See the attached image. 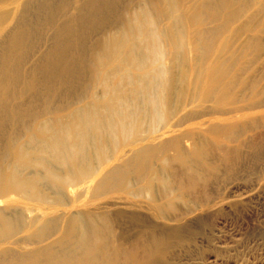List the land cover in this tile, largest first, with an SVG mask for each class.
<instances>
[{
  "label": "bare ground",
  "instance_id": "obj_1",
  "mask_svg": "<svg viewBox=\"0 0 264 264\" xmlns=\"http://www.w3.org/2000/svg\"><path fill=\"white\" fill-rule=\"evenodd\" d=\"M121 1L124 4L127 0H26L23 5L21 4V0L20 5L23 8H20L21 6L19 5L20 7L18 8L20 10L16 8V10H12L13 13H9L7 12L9 9L4 11L5 5L2 0L3 8H0V20L3 21L6 13H8L6 14L7 17L11 15L13 19L16 20L18 18L17 20H19L20 18V20L19 22L17 21L16 26H13V31L9 32L13 40H9L7 43L4 41L0 43V157L3 156L9 159L7 156L9 150L10 153L11 150L16 151L13 154L14 156L15 154H19L18 150L24 151L23 148L24 146L26 147L25 143L24 146L23 144L19 145V147H23L22 149L20 147L18 150L15 149L16 144L18 141L21 142V137L24 136L25 139L26 133L30 132L29 134L27 133L30 135L29 139L32 142H36L35 144L39 150L37 149L38 152L36 151V153L34 151L35 148L32 149L36 154L31 158L33 160L28 161V164L38 165V163H45L50 168L51 159L61 165H67V161L69 160L73 161V163L71 162L72 167L71 165L67 167L69 175L71 173L72 176L75 174L77 166L80 168L78 173L81 172L83 174V176L80 174V177L87 176L90 184L88 186L84 183V191H94L96 192L95 195H101L102 191L106 193L103 190L104 186L107 182H110V187L114 189L112 193H116V195L113 196L114 200L108 201L107 199V202L103 201L106 205L103 204L104 207H101L102 210L104 209L103 219L106 225L104 226L106 233L104 234L103 251L99 254L96 248V239L100 240L101 238L97 237L93 239L91 243L92 256L86 263H82L81 259H77L74 251L67 252L64 257L58 255L62 253L63 249H68V244L73 242L72 238L69 237V239L67 238L62 243L64 246L68 243L67 247L63 248L64 246H60L63 248L59 249L60 253L57 252L58 248H55L58 247L57 240L56 242L43 245L44 247L42 248H39L40 246L38 247L37 245V248H35L37 249L36 256L33 254L35 249L31 248L32 250H30L29 245L31 243L28 245L29 247L25 245L26 243L23 244V246H26V249L29 248L31 253L34 251L31 257H28L31 254L29 250L28 253L30 254L26 253V249L19 245L22 243H19L18 246L23 250L20 248L12 250V247L6 246V248L0 245V264H165L167 253L172 248V245H168V241L166 240L168 239V234L172 235V239L179 238L182 241L185 239L187 241L191 239L189 234H192L197 224L200 226L199 224L204 218L200 217L197 220L186 221V217L190 216L198 207L193 206L191 208L190 205L195 204L189 203L188 211L176 218V221H185L181 227L161 226L150 222L141 214L137 218L141 223L143 222V233H137L135 227L124 229V225L130 224L134 220V216L129 209L135 204H127L130 200L129 195L118 189L119 178L127 173V165L129 163L138 161L145 168H148L151 165L150 153L152 151H159L161 154L166 152L165 145H148V143L158 140V137H155V131H149V134H147L148 138H143L141 137V133H136L132 121L135 120L137 115H143L154 123L157 121H167L165 127L169 128L164 129V132L161 133L163 139L165 135L171 136V131L168 129L175 126L171 122L170 116L177 115L178 110L192 109L196 106L195 102L199 98L202 100L208 99V105L203 110L214 113L216 108H225L228 104L232 111L244 108L256 109L264 107V98L256 101L251 107H245V103H243L249 97L260 95V93L264 95V84L263 86L261 85L264 81V0H145L144 4H150L148 9H144L146 6H143V8L139 7L142 3L141 1H143L140 0L141 3L138 1L139 5L137 7L142 9V12L140 11L142 14L140 16L137 15L138 17L134 16V14H132L134 17L129 16L131 12L128 10V7L125 9L126 6H122ZM128 1L130 2V0ZM16 2L19 3L18 1ZM139 8H136L137 10L134 11H139ZM33 9L35 10L32 14ZM131 11L133 10L131 9ZM34 12H37V14L35 15ZM135 14L138 13L135 12ZM8 18L10 19V17ZM5 21L8 20L5 19ZM0 23L2 22L0 21ZM7 23L9 22H6V25ZM5 28V24L2 23L0 26L1 38L5 34L3 33ZM190 41L193 42L191 43ZM111 43L113 47L112 52L109 51L110 49L108 50L107 46ZM191 45L193 46L192 50ZM187 49L188 51L186 52ZM89 51H93L94 53L96 51L97 57L99 56L103 61L104 59L106 61L109 60L110 62L107 64H111L110 66L115 68L114 75L117 76V79L110 80V76L106 71L107 64L102 63L98 59L102 63L100 64L97 58L95 59L96 54L95 56L93 55L96 62H99L101 66H106L104 67L105 69L103 68L104 70L102 69L106 73L104 75L102 71L100 72L99 69H96L98 65L96 68H92L90 72L93 70L92 74L94 73L96 77V74L100 77L102 73L104 80L101 82L104 86V92L107 94L109 92L112 93L114 102L110 103L109 101L99 100L101 98L96 94L97 91L94 90L93 97L91 96L93 99L91 98V100L85 102L73 112L71 110L69 115H64L68 117V120L66 124L62 123L61 125L57 111H61L62 103L65 104L64 101L71 99V96H75V94H78L75 99L80 96V98L78 97L79 100L77 99L78 101L87 99L86 94L88 90L84 92V85L90 84L87 83L89 81V69L85 66L86 59L89 58ZM185 52L186 56L184 55ZM31 53L33 54L31 55ZM30 55L33 57L28 61ZM168 58L170 60L169 66L165 62V59ZM90 60L93 61L92 58ZM92 61L89 62L88 60L87 62L92 66L94 64H92ZM27 62H31L29 68H27L29 66ZM91 66L89 67L91 68ZM94 66L96 65L94 64ZM168 69L172 70L171 77H169ZM91 76L93 77V75ZM99 77L95 78V80ZM122 80L125 81L126 85L121 83ZM166 81H169V84L164 89ZM125 86H130V94L127 97L124 96ZM89 88L90 91L92 88L91 86ZM94 89H96V85ZM81 97H85L86 99ZM72 99L73 101L75 100L74 98ZM96 102H102L104 105H99ZM163 103L168 106L167 111L163 110ZM75 104L77 106L79 103H73V105ZM67 105L69 109V104ZM131 106H135L137 110L129 109ZM70 107L73 106L70 105ZM42 110L48 112V114L50 112L52 114L49 120L46 119L47 122L46 120L43 121L44 125L42 121H40L41 123L39 122L41 125L39 126L40 129L37 128L39 130L37 133L42 132L40 130H43V132L44 130H48L50 133L49 135L44 134L39 137L35 133L37 126L33 125V120L42 116ZM70 116L72 119L69 121ZM248 116L250 117L251 115ZM216 119L217 117H213L209 122ZM173 120L177 121L176 118ZM251 122L249 126L255 127L257 122ZM36 123L38 124V122ZM244 124L241 122L235 128H230L228 133H238ZM223 125L226 124H213V126L218 127ZM200 127L201 125H197L189 130H195ZM51 130L53 131L52 133ZM106 135L109 138L111 137L112 144L116 141V146L118 147L119 144L121 146L119 145L120 147L117 149L115 145H112L113 148H116L117 154L116 156L114 154L115 158L110 164H99V160H101L100 162L104 159L109 160L108 158L112 160L111 157H113L111 155V157H108V153L111 150L110 145L107 147L110 139L106 141L108 142L107 145L102 140L103 136L105 138ZM181 137L182 133L173 136L172 145L180 155L182 162L185 160L183 151L177 149ZM132 141L133 145L130 146V142ZM36 145L34 146L36 147ZM196 149L201 154H207L209 147L202 143V140H197ZM32 150L31 152H33ZM113 150L115 151V149ZM21 151L18 155L19 157H21ZM227 152L229 153V151ZM110 153L113 155L112 151ZM19 157L16 159H20ZM6 158H3L2 161ZM25 158L27 160L28 157ZM188 160L194 161L192 157H188ZM126 161L127 163L123 164ZM43 164L41 165L42 168ZM14 165L8 166L15 167V172H19L17 175H21L20 165ZM52 165L54 166V164ZM17 166L20 170H16ZM29 166L28 168H30ZM193 166L196 176L190 179L191 184L188 185L187 189L190 191L196 188L194 184L200 182L207 183L211 178L205 175V166ZM69 167L72 170L75 169V171L70 170ZM53 168L51 167L49 170L53 171ZM61 168L59 169L61 170ZM4 169L7 170L8 167ZM4 169L1 171L0 168L1 173ZM22 169V173L28 170L27 168L24 169V167ZM70 171L72 172L70 173ZM11 172H14V170ZM1 173L0 178H3L4 184L2 183L0 186V207L4 201H11L8 195L12 193H10L11 190L14 192V189H12L13 185L8 184L10 182L4 180L3 174L5 172ZM9 174L12 176V173L9 172ZM59 174L55 175L57 176L55 177L56 179ZM26 175L28 176L29 174ZM39 175L41 176V173ZM39 175L35 174L36 177H32L34 174L29 176L38 180ZM52 175L54 176L51 172V177L48 176L53 179ZM27 176L25 179H27ZM45 176L48 177L47 174L43 177L41 176L42 182ZM67 176L66 178L68 179ZM17 178H15V181L20 180ZM63 179L61 180L68 181L64 177ZM5 181L7 182L5 183ZM35 181L33 182L35 183ZM37 182L40 183L39 180ZM55 182H53L54 186ZM49 183L45 182V184ZM16 184L17 191H19V188L24 187H20L21 184H19L20 186H18V183ZM28 184H25V189ZM67 184L65 183V187H68ZM63 188L60 189L59 187L60 190H63ZM30 189L29 191H31ZM22 190L20 189V192ZM26 190H24V193ZM28 194L30 193L28 192ZM33 195L35 194L31 196ZM82 195L80 194L81 198L86 196L85 194ZM28 196L30 195H27L28 199L36 197V195L32 198ZM10 197L12 196L10 195ZM39 198L41 199V197ZM39 198L33 200H40ZM132 202L134 203L133 200ZM152 207L158 208L160 206L158 203H153ZM5 208H8V204ZM169 208L171 207L169 206ZM5 212L3 214L0 212V223H4L1 224L3 227L9 222L10 217L12 218L11 215L8 218L9 213L7 212L6 216ZM17 214L20 213L18 212ZM67 216L71 218L70 215ZM41 219L38 217L36 221L39 222ZM34 220L32 219V221ZM120 220L118 228L122 231V235L117 237L118 243H116L114 240L115 227H113V223ZM31 222V227L36 224L35 221L34 224ZM41 222L43 223L44 221ZM41 222L37 224H42ZM52 222L56 224L54 220ZM76 224L77 226H81V219H77ZM28 230L31 231L32 229L28 228ZM47 233L46 235H48ZM257 234L264 238V231H258ZM40 237L43 238L42 236ZM40 237L39 239H41ZM39 239L38 241H40ZM23 240L26 241V239ZM69 240L71 241L70 243ZM81 248L83 250L84 247ZM53 250L55 251L53 252ZM82 250L81 253L84 252ZM41 252H44V255L38 257ZM56 258L57 260L55 261Z\"/></svg>",
  "mask_w": 264,
  "mask_h": 264
},
{
  "label": "rangeland",
  "instance_id": "obj_2",
  "mask_svg": "<svg viewBox=\"0 0 264 264\" xmlns=\"http://www.w3.org/2000/svg\"><path fill=\"white\" fill-rule=\"evenodd\" d=\"M16 1H18L19 3H17ZM16 1L15 0L14 1L13 0H6V1L3 0V4L5 5L4 11L9 9L7 12L10 13L12 12V10H16V8L20 7L21 0H16ZM25 1L26 0H22L21 4L23 5ZM127 1H125L124 4L122 1L121 2H122V6L123 7L126 6L125 9L128 7V10L131 12L129 16H132V14H134V16H137V15L140 16L142 14L141 13L142 9L140 8L141 7L143 8V6H146L144 7V9H148L150 6L149 3L144 4V2H146L145 0L141 1L142 3L140 2V0H130V2L129 1L127 2ZM138 1L139 3H141L139 6L140 8L137 7L139 5ZM125 3L130 4V9H129V4L126 5ZM13 4H16V5H13ZM0 5H1L0 8H3L2 0L0 2ZM20 8H23V7L21 6ZM20 8L18 9L20 10ZM136 8H139L138 9L139 11H134V10H137ZM131 9L134 12L131 11ZM34 10L35 9L32 10V14ZM135 12H137L138 14H135ZM34 14L36 15L37 12L36 13L34 12ZM5 15L3 19L4 22L0 20L6 26V28L4 29L5 31H3V33H5L2 36L3 38L0 37L1 38L0 43L1 42L3 43V41L7 43L9 42V40L10 41L13 40L10 33L13 31L12 29H14L13 26H16L17 21L19 22L20 20V18L19 20H17L18 18H16V20L13 19V16L11 15L8 16L10 17L9 19L7 15L6 16ZM5 19L8 21H5ZM6 22H9V23H7L6 25ZM2 23H0V26ZM6 35H7L8 40L6 38ZM190 42L192 43L193 41H190ZM107 46H108V50L110 49L109 51L113 50L112 43L110 45L108 44ZM192 49H193V46L191 45V50ZM187 51L188 49L186 50V52ZM0 52H1V49H0ZM186 52L184 54L185 56H186ZM93 53H94L93 51H89V55H88L89 58L86 59V63H85L86 68L89 69V75H88L89 81L87 83H90V84L84 85L85 86L84 92L85 90H88L86 94L87 99L85 98L86 97L85 96L81 98L86 99V100L78 101L80 96H78L79 98L77 97L78 99L77 100L75 99V97L78 94H75V96H71V97L75 99L74 101L77 100L76 102H74L72 98H71L72 100L67 99L66 101H64L65 104L62 103L63 106L61 105L62 106L61 111L60 110L57 111V116L60 117L61 125L62 123L63 124L67 123L68 117H65V116L69 115L71 110H72L71 112H73L78 107L82 106V104L91 100L95 91H97L96 94L99 95V98H101L99 100L109 101L110 103L114 102V97L112 93L109 92L107 94L104 92V86L101 81L104 80L102 78V73H104L105 75L106 71H107V74L110 76V80H116L117 76L114 75L115 68L111 67L110 66L111 64L109 65L107 64L110 62L109 60L106 61V59H104L103 61V59L101 60L99 56L97 57L96 51L94 54ZM32 54L33 53H31V55ZM31 55L28 61L32 59L31 57L33 56ZM93 55L95 56V59L97 58V61H99L98 59H100L101 62L104 64H107L106 66H108L109 68L107 67L106 71L103 72V70L105 69L104 67L106 66L105 65L101 66L100 64L102 63L100 61H99L100 64L99 62H96L95 59L93 58L94 57ZM90 58H92L93 61L90 60ZM88 60L89 62L92 61V64L94 63L96 66H94L93 64L92 65L93 67H92L91 64L87 62ZM165 62H167V66H169V63H170L169 58L165 59ZM27 63L29 65L27 66V68H29L31 65V62L30 63L27 62ZM97 65L98 67L101 66L102 68L101 67L98 68ZM89 66H91V68ZM92 68L99 69L100 72L102 71L100 77L98 76V74H96L97 77H99L98 79H96L98 81V84H97V81L95 80V78L97 77L95 76L94 73L92 74L93 70L92 72H90ZM168 73H169V77H171L172 70L168 69ZM91 75H93V77ZM90 76L92 79L90 78ZM91 80L93 81V83H91L92 82ZM121 83L123 85H126L124 80H122ZM93 84L96 85V89H94L95 85L93 87ZM168 84H169V81H166L164 84V89L168 87ZM263 84H264V81L262 82L261 85L263 86ZM90 86L92 88L91 89L92 91L91 90L89 91ZM102 93L105 95H103ZM129 94H130V86H125L124 96L127 97L129 96ZM263 98H264V95L260 93V95H256V96L245 99L243 103H245V107H251L252 105L256 103V101L262 100ZM70 101L73 103H77V104L79 103V104L76 106V104L73 105V103H71ZM96 103L102 106L104 105L102 102H96ZM67 104H69V109H68ZM195 104L196 106H194L192 109L187 108L184 111L178 110L177 115L170 116L171 122H173L175 126L173 128L168 129L171 131L170 132L171 136L165 135L163 139L161 137V133L164 132L163 131L164 129L169 128V127L167 128L165 127V124L167 123V121H162L164 123L158 122V121L154 123V122L149 121L148 118H145V116L143 115H137L135 120L132 121V125L135 126L136 133L137 134L141 133V137L143 138H148L147 134H149V131H155V137H158V140L156 142L148 143V145L149 146H157L160 144L165 145L166 152L164 154H161L159 151H152L150 153L151 165L148 168H145L138 161L129 163L127 165L128 166L127 173L119 178L117 187L119 190L129 195L130 200L129 202H127V204H135L132 208L129 209V211L134 216V220L132 222L128 221L131 223L124 225V229H127L129 227H135L137 233L139 234L143 233V228H144L143 222L141 223V221L137 218V216L138 215L141 216V214L144 215L146 219L149 220L150 222H153L161 226L165 225L169 227H181V225L185 221L183 222L176 221V218H178L184 212L188 211L189 203L195 204V205H190V206L191 208H193V206H198L197 209H195L194 212H192L190 216L186 217V221L197 220L200 217H203L204 218L202 220L203 222L202 221L201 223L198 222L200 223L199 224L200 226H198V224L196 225V227L200 229H197L195 227V229H193V232L195 233L193 232L192 234L190 233L191 235L189 234V236L191 239H188L187 241L186 239L182 241L179 238L172 239V235L168 234L169 236H168V239L166 240L168 241V245H172V248L167 253L165 264H239V263L264 264V238L263 236H259L257 234L258 231H264V143H263L264 142V107H259L256 109L244 108L242 110L239 109L236 111H232L229 108V104L228 105L225 104L226 105L225 108H216L215 113H214V112H209L207 110H203L208 105V99L202 100L199 98L195 102ZM70 105L73 107H70ZM162 108L164 111H167L168 106L165 103H163ZM129 109H132L134 111L137 110L135 106H131L129 107ZM46 111H49V110H46ZM46 111L45 112L44 110L41 111V115L42 116L45 115L44 117L40 116L39 114L40 118L34 119L35 121L33 120L34 122L33 125L37 126L35 130L39 128V126L41 125L39 124L40 121H42L44 125L45 123L43 121L46 119L49 120L52 113L50 112V114H48V112ZM248 115H251V116L249 117ZM213 117H217V119L209 122ZM174 118H176L177 121H174L173 120ZM71 119L72 117L70 116L69 121ZM251 121L257 122L255 127L249 126V124L252 123ZM35 122H38L39 125L37 123L36 125ZM241 122L245 124L242 128H240L238 133L236 134H232L230 132L228 133V130L230 128H235ZM216 123H222L226 125L219 126V127L213 126V124H216ZM197 125H201V127L195 130L194 129L189 130L190 128L195 127ZM38 131L39 130L37 129L35 133L39 137H41L44 134L49 135L50 133V131L48 130H44V132L43 130H40L42 132L37 133ZM52 132L53 131L51 130V133ZM27 133L29 134L30 132H27ZM27 133H26L25 139H24V136L21 137L20 139L21 142L18 141L15 149L18 150L20 149V147L22 149V147L26 144V147L24 146L23 150L24 151L27 150L29 152L18 150L19 154H20V151L23 153V154L21 153L20 155L21 157H19L18 156L19 154H15V156L13 155L14 153H16L15 150H11V153H12V157H11V153L9 150L8 151L9 154L7 155L9 159L3 156L0 157L1 161L3 158H6L2 161V164L0 161L1 171L4 168L7 169V167L9 169V171L8 169L7 170L4 169V171L2 173L0 171V173L3 174L5 172L3 174V177L5 178L4 180L9 181L10 183L8 184L13 185L12 189H14V192L13 190L10 191V193L12 192L10 195L14 197L12 198L10 197V195H8L11 201L10 202L4 201L5 203L3 202L0 207V209L3 212L6 211L5 212L6 216L9 213L8 218L10 217V215L13 218L12 219L10 217L9 222H7L4 227L3 225H1L4 223H0L1 225L0 226V230H1L0 231V245L1 247H6V246L10 248L12 247L11 249L13 250V249H19V248L22 249L23 247L26 249L25 245L28 246L31 243L29 245L30 250L32 249L34 250L35 248H37V245L38 247L40 246L39 248H42L44 247L43 245L45 244L47 245V243H52L54 241L56 242L57 240L58 247H55V248H58L57 252L60 253V250L63 248H66L68 244L67 243L65 246L62 245L64 240H66L67 238L69 239V237H71L73 242L69 240V243L71 242L72 244L71 243L68 244L69 245L68 249H63L61 253L62 255L61 254H58V255L64 257L67 252L74 251V254L77 255V259H81L83 261L82 263H86L87 260L91 258L92 256L91 243L93 239H96L97 237L101 238L100 240L96 239L97 240L96 248L98 249L99 254H101V252L103 251L104 234L106 233V231L104 230V226L106 225L103 219L104 209L102 210L101 207L103 208L104 205H106L105 202L103 201H106L107 199L108 201H111L113 199V196L116 195V193H112L114 189L113 187H110L111 185L110 182H107L105 184L103 190L106 193H103L102 191V194H104L103 196H101L102 194L95 195L96 192L94 191H90V192L84 191L85 190L84 183H86V185L88 186L90 185L88 181V177L87 176H84L82 178L80 177L81 175L83 176V174L81 172L78 173L80 171L79 170L80 168H78V166H77L78 170L77 168H76V171L75 169L72 170L71 164L73 163V161H70V160L67 161L68 162L67 165L66 164L61 165L55 162V160L51 159L50 162L51 161L52 162L51 164L50 163L49 164L51 165L52 168L56 166L53 168L55 171L54 170L50 171L49 169L51 167L49 168V166L45 165V163L44 164L42 163L44 165L43 168L41 166L42 164L40 163H38V165L35 164L36 166L33 164H28V161L33 160L31 158L35 156L39 148L35 144L36 142L34 141L32 142V140L29 139L30 135H28ZM179 133H182V137H181L179 146H177V149L183 151V156L185 160L182 162L180 160V155L176 151L175 147H173L172 145L173 136H177ZM105 138L103 136L102 140L105 142L103 143L107 145L108 142L106 141L110 139L107 147H109L110 145L111 146L110 152L112 151L113 153L112 155L109 152L108 157H111V156L113 157H111L112 160L110 158H108L109 160L104 159L102 162H100L101 160H99V164H102V163L110 164L117 154L116 148L119 149V147L121 146V144L118 143L120 146L117 144L118 145L117 147L115 144L116 141H114L115 143L112 144L113 142H112L111 137L109 138V136L106 135ZM197 140H202V143H204L205 145L209 147L207 154H201L196 149ZM27 143H29V145H27ZM33 143L34 145H36V147L33 145ZM130 143H131L130 146H132L133 141ZM22 144L23 146L19 147V145H22ZM112 145H115L116 148L115 147L113 148ZM33 148H35L34 149L35 152L37 151L36 153L32 150ZM113 149H115V151ZM31 150L33 152H31ZM227 151H229V153ZM30 152L32 153V155ZM27 154H29L31 157ZM17 156L20 159H16L18 158ZM24 156L28 157L29 159L27 158L26 160ZM188 157H192L194 161H189ZM23 158L25 159L23 160ZM5 161H7L6 163L8 165H11V164L14 165V163H15L14 166H16L17 164L18 166L20 165L19 167L21 170L19 169L18 166L16 170L19 169L21 175L22 174L23 175L22 176L20 174L17 175V173L19 172L18 171L15 172V167L8 166L5 163ZM126 163L127 161L124 162L123 164H126ZM39 164L41 167L39 166ZM52 164H54V166ZM21 165L24 167V169L25 168L28 169L27 171L25 170V173L24 171L23 173L21 172L23 170L22 169L23 167ZM70 165H71V167H69L70 170L75 171V174L77 173L76 175L77 177L75 176L74 172H73L74 175L72 176V173H71L72 171H70L71 175H69V169L67 167ZM193 165L205 166L206 167L205 175L211 178L207 183H204V182L198 183L199 186L198 184H194V187L196 188L190 191V190H187L189 187L188 185L191 184L190 179L196 176V171ZM28 166L32 169L28 168ZM57 166L59 167L57 168ZM61 166L63 167L61 168ZM34 167H37V168H34ZM59 168H61L62 171ZM13 170L14 172H11ZM47 171L49 172L47 173ZM9 172L12 173L13 177L11 176V174H9ZM51 172L54 174V176L52 175V177H54L53 178L54 180L50 178ZM60 172H62L61 173L62 175L59 174ZM39 173H41L42 177L46 174L47 176L49 175L50 177L45 176V179L42 182L41 181L42 177L39 175ZM26 174H29V175L34 174V176L32 177H36L37 175L35 176V174H38L39 175L38 180L39 182L40 181L41 182L38 183L37 178H35L36 179L35 181V179H33L29 175L27 176ZM57 174H59V176L56 179L55 177L57 176L55 175ZM17 176H19V178H17ZM26 176H27V179H25ZM66 176L68 177V179L66 178ZM28 177H31V178H28ZM59 177L62 180H64L63 179L64 177L66 181L67 180L68 181L70 180V181L69 182L62 181ZM15 178L20 179L22 183L20 182V180H18L19 182L17 180L15 181ZM46 178H48L47 179L48 181L46 180ZM2 179L3 178H0L1 180L0 186L3 183ZM80 179H82L83 181ZM7 181H5V183ZM25 181H27V183H25ZM31 181H32V186H31ZM33 181H35V183ZM45 182L46 183L50 182L49 183L50 185L45 184ZM53 182H55V186ZM16 183H18V186H20L19 184H21L20 187L22 186L25 187V184L29 183L28 185H26V189L29 187H33L34 185L36 186H34L31 189L29 188L33 193L29 191V189H27L28 192L30 193L28 194L27 190L24 187L19 188V191H17L18 188H17ZM65 183L66 184L68 183L67 184L68 187H65ZM40 184H43V185H40ZM35 187L37 188L35 189ZM59 187L60 189H62L63 187L64 188L63 190H60ZM108 187H110V189H108ZM20 189H23L22 190L23 195H22V192H20ZM107 189L108 191H106ZM24 190H26L27 193L26 192L25 193L27 195H30L28 197L32 198L33 196L36 195V197H34L33 199L35 198L38 199L39 197H41V199L40 198H39L40 200L28 199L27 195L24 193ZM81 192L86 195L82 197L83 199L80 196V194L82 195ZM32 194H35V195L31 196ZM76 197H80V198L77 199ZM132 200L134 201V203L132 202ZM40 201H42L43 203ZM153 203H158L160 207L151 208V205ZM7 204H8V208H5L7 207ZM169 206L171 208H169ZM3 208L5 209L3 210ZM1 210L0 212L1 214H3ZM18 212L21 214V216L20 214H17ZM67 215H70L71 218H69V216ZM38 217L43 219L39 221V222L44 221L43 223L41 222L42 224H37L39 223L36 221L38 220ZM53 217L56 219H54ZM35 218L37 219L34 220ZM32 219L36 222L35 224L36 226L33 225L34 221H32ZM77 219L79 220L81 219V222H82L81 226L80 225L77 226L76 224ZM53 220L56 224L57 223L58 224L57 225L54 224L52 222ZM30 222L33 223L31 224L33 225L32 227L30 226ZM120 222L121 220L113 223V227H115L114 240L116 243H118L116 240L117 237L122 235V231H120V229L118 228V224ZM28 228L32 230L30 231L28 230ZM36 233H39V234H36ZM40 233L42 234L40 235ZM46 233L48 235H46ZM34 234L37 236V240ZM38 236L39 237L42 236L43 238L40 237L41 239H39ZM31 238H32V242H36V243L32 244ZM23 239H26L27 242ZM38 239L40 241H38ZM42 239H44L45 241ZM19 243H22V244H19ZM18 244L21 245L22 248L18 246ZM23 244L25 245L23 246ZM61 245L62 247L63 246L64 247L61 248L60 247ZM81 247H84L85 249L83 248L82 250ZM28 250L29 248L26 249V253H28ZM36 250L37 249L34 250L35 252L32 251V253L34 252L33 254L35 256L37 254ZM55 250H53V252ZM81 250L82 252L84 251L85 253L84 252L81 253ZM32 253L30 255L27 254L28 257L29 256L31 257V255L33 256ZM41 255H44V252H41V254L38 255V257H42ZM56 260L57 258L55 259V261Z\"/></svg>",
  "mask_w": 264,
  "mask_h": 264
}]
</instances>
